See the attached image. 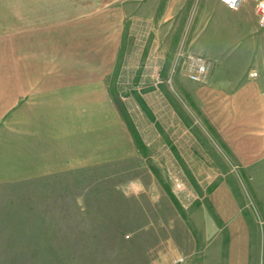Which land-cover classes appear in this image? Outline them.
Returning a JSON list of instances; mask_svg holds the SVG:
<instances>
[{
	"label": "rangeland",
	"instance_id": "rangeland-1",
	"mask_svg": "<svg viewBox=\"0 0 264 264\" xmlns=\"http://www.w3.org/2000/svg\"><path fill=\"white\" fill-rule=\"evenodd\" d=\"M86 1L36 7L25 5L29 0H0V34L55 22L44 21L47 17L70 18L96 7L88 3L92 0ZM162 1L149 11L158 9L155 20L126 22L123 49L105 74L119 118L141 142L131 133L132 157L11 181L30 167H16L15 159L6 156L11 144L0 145V264H108L110 243L118 237L176 235L200 249L204 242L195 213L204 207L220 222L210 196L222 181L225 184V173L240 176V180L229 181L238 200L252 219L264 220L247 172L235 161L225 166V157L234 156L220 147L204 117L206 96L195 95L196 88L210 80H191L184 58L177 56L179 49L203 54L196 50L202 48L193 42L196 32L192 30H199V19L205 13L212 12L216 20L217 1L186 0L180 20L165 33L164 28L159 30L164 23L157 20ZM255 6L256 0H244L238 9H225V16L217 20L225 27L221 46L212 43L210 48L264 49V24ZM215 71L210 68L208 78ZM32 76L38 77L35 72ZM3 122L13 125L14 119L7 117ZM8 135L2 132L0 139ZM130 184L137 193L128 188ZM258 184L264 195V182ZM218 199L225 204V197ZM201 213L197 215L204 216Z\"/></svg>",
	"mask_w": 264,
	"mask_h": 264
},
{
	"label": "crops",
	"instance_id": "crops-1",
	"mask_svg": "<svg viewBox=\"0 0 264 264\" xmlns=\"http://www.w3.org/2000/svg\"><path fill=\"white\" fill-rule=\"evenodd\" d=\"M216 1V20L212 12L205 13L199 30H192L196 32L193 42L202 48L196 50L216 70L212 77L207 75L208 85L196 88L195 95L206 96L204 117L220 147L234 156L225 157V166L235 161L247 172L264 217V195L258 184L264 182V49L210 48L212 43L221 46L225 27L217 20L229 10ZM88 3L96 7L0 34V134H9L0 139V145L11 144L6 156L15 159L16 167H30L11 181L62 174L134 154L133 137L112 103L105 74L123 49L126 22L155 20L160 0ZM65 4L69 0L25 3L36 7ZM185 4L186 0H163L157 20L165 25L159 30L170 31ZM153 5L157 8L149 12ZM252 70L258 72L256 77L250 76ZM34 72L38 77L32 76ZM7 117L14 119L13 125H3ZM174 149L181 159L180 149ZM237 177L225 173V184L222 181L211 191L219 223L204 207L195 213L202 248L176 235L118 237L110 243L108 264H264V220L252 219L238 200L229 182L240 180ZM128 188L138 192L133 184ZM220 197H225V204L219 202ZM199 211L204 216L199 217Z\"/></svg>",
	"mask_w": 264,
	"mask_h": 264
},
{
	"label": "built area",
	"instance_id": "built-area-1",
	"mask_svg": "<svg viewBox=\"0 0 264 264\" xmlns=\"http://www.w3.org/2000/svg\"><path fill=\"white\" fill-rule=\"evenodd\" d=\"M227 8L233 10L238 9L244 0H220ZM255 12L259 18V22L264 24V0H256ZM178 58H184L187 75L193 81H206L210 63L208 59L201 53L191 50L179 49ZM258 72L252 70L250 76L256 77Z\"/></svg>",
	"mask_w": 264,
	"mask_h": 264
},
{
	"label": "trees",
	"instance_id": "trees-1",
	"mask_svg": "<svg viewBox=\"0 0 264 264\" xmlns=\"http://www.w3.org/2000/svg\"><path fill=\"white\" fill-rule=\"evenodd\" d=\"M129 126H130V125H129ZM130 128H131V126H130ZM131 133H132V135L135 137V140L137 141V138H136L137 133H136L135 131H133L132 128H131ZM137 143L140 144L141 142H138V141H137Z\"/></svg>",
	"mask_w": 264,
	"mask_h": 264
},
{
	"label": "clouds",
	"instance_id": "clouds-1",
	"mask_svg": "<svg viewBox=\"0 0 264 264\" xmlns=\"http://www.w3.org/2000/svg\"><path fill=\"white\" fill-rule=\"evenodd\" d=\"M119 187V186H118Z\"/></svg>",
	"mask_w": 264,
	"mask_h": 264
}]
</instances>
